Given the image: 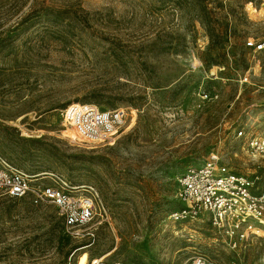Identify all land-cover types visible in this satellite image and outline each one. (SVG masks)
I'll use <instances>...</instances> for the list:
<instances>
[{
	"label": "rangeland",
	"instance_id": "obj_1",
	"mask_svg": "<svg viewBox=\"0 0 264 264\" xmlns=\"http://www.w3.org/2000/svg\"><path fill=\"white\" fill-rule=\"evenodd\" d=\"M251 41L264 43V0H0V155L105 207L76 236L54 206L0 194V264H264V239L232 251L207 218L170 219L177 179L212 153L264 185L237 138L264 136ZM72 104L123 110L127 127L112 145L73 142Z\"/></svg>",
	"mask_w": 264,
	"mask_h": 264
},
{
	"label": "built area",
	"instance_id": "obj_2",
	"mask_svg": "<svg viewBox=\"0 0 264 264\" xmlns=\"http://www.w3.org/2000/svg\"><path fill=\"white\" fill-rule=\"evenodd\" d=\"M247 46L256 53L264 51V43L251 41ZM62 120L73 142L91 147L114 144L127 127L123 110L106 111L91 104L68 106L62 112ZM237 138H245L250 157L264 160V136H248L240 131ZM177 185V198L183 207L171 214L174 222L205 217L225 237L232 251L240 250L250 240L264 239V185L258 175L249 178L235 174L222 164L220 154L212 153L202 166H189L177 179ZM0 194L28 199L36 207L54 206L64 228L76 236L105 213L93 188L73 185L55 174L30 176L1 155ZM94 264L103 262L96 260ZM190 264L215 263L196 258Z\"/></svg>",
	"mask_w": 264,
	"mask_h": 264
},
{
	"label": "trees",
	"instance_id": "obj_3",
	"mask_svg": "<svg viewBox=\"0 0 264 264\" xmlns=\"http://www.w3.org/2000/svg\"><path fill=\"white\" fill-rule=\"evenodd\" d=\"M76 250V249H75Z\"/></svg>",
	"mask_w": 264,
	"mask_h": 264
}]
</instances>
